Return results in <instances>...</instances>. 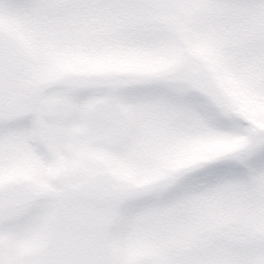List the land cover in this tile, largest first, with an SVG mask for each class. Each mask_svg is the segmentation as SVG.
Returning a JSON list of instances; mask_svg holds the SVG:
<instances>
[{"label": "snow or ice", "instance_id": "6c2138e0", "mask_svg": "<svg viewBox=\"0 0 264 264\" xmlns=\"http://www.w3.org/2000/svg\"><path fill=\"white\" fill-rule=\"evenodd\" d=\"M0 264H264V0H0Z\"/></svg>", "mask_w": 264, "mask_h": 264}]
</instances>
